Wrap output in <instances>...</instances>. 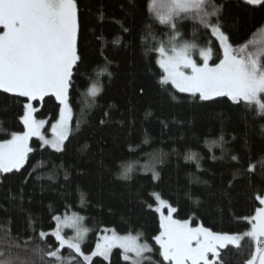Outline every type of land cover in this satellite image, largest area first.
Segmentation results:
<instances>
[{
  "label": "trees",
  "instance_id": "trees-1",
  "mask_svg": "<svg viewBox=\"0 0 264 264\" xmlns=\"http://www.w3.org/2000/svg\"><path fill=\"white\" fill-rule=\"evenodd\" d=\"M76 2L84 64L72 97V126L76 129L79 122V128L65 142L63 153L42 148L41 141L32 138L33 152L24 167L1 174L0 228L10 227L11 236L21 243L32 237L38 244L41 228L55 227L54 214L77 213L90 230L85 251L102 229L142 233L141 238L156 249L152 237L159 233V214L154 211L158 193L177 209L176 219L203 224L214 232L248 230L245 218L261 207L254 196H264V173L258 163L264 159V117L256 106L236 105L227 98L200 101L170 84L161 85L163 71L153 49L160 42L165 44L171 31L149 12L148 0ZM213 2L222 5L224 30L233 46L245 44L264 26V7L242 0ZM175 22L185 41L203 47L211 42L212 62H218L219 45L198 21L181 14ZM116 39L119 44L113 43ZM105 57L111 61L112 75L100 77L103 91L93 103L81 84L88 85L102 71ZM24 102L25 98L0 91V141L24 130L19 120ZM35 106L36 118L49 121L44 128L49 132L58 113L57 102L46 97ZM101 120L105 123L100 124ZM190 153L197 158L185 159ZM250 164H256L254 174L246 173ZM122 165L132 166L131 179L120 177ZM146 165L155 167L159 180L152 179ZM56 243L54 237L47 239L49 245ZM251 250L246 238L241 249L229 245L221 250L220 259L223 264H245ZM61 251L65 257L75 255L67 248ZM148 257L160 259L155 251ZM93 264L128 262L116 248L110 260L94 257Z\"/></svg>",
  "mask_w": 264,
  "mask_h": 264
},
{
  "label": "snow or ice",
  "instance_id": "snow-or-ice-1",
  "mask_svg": "<svg viewBox=\"0 0 264 264\" xmlns=\"http://www.w3.org/2000/svg\"><path fill=\"white\" fill-rule=\"evenodd\" d=\"M244 3L264 7V0H244ZM147 7L171 31L167 45L160 42L153 49L159 53L157 62L163 71L161 85L170 84L178 92L189 93L200 101L227 98L236 105L241 102L255 105L258 115L264 117V41L249 40L241 46H233L224 30L222 5L215 4L213 0H148ZM181 14L198 21L218 43L222 53L218 62L210 63L213 54L211 42L201 48L194 42L183 40L175 22ZM79 41L80 19L76 0H0V91L25 98L19 116L24 130L13 131L10 139L0 141V173L19 171L24 167L29 153L33 152L29 144L33 137L41 141L42 148L49 147L63 153L65 142L78 130L79 122L76 129L72 126V97L84 64ZM113 43L119 44L120 41L116 39ZM197 51L199 62L194 59ZM110 63L105 57L102 71L97 72L88 85L81 84L86 87L93 103L103 91L100 77L112 75L108 71ZM140 92L143 93V88ZM46 97L54 98L58 108L55 122L51 123V138L42 131L49 121L36 118L39 109L35 105L45 101ZM104 123V120L100 121V124ZM220 139L223 141V137ZM163 155L161 153L159 157L161 163ZM196 158L195 153L185 157L188 160ZM258 163L264 173V159ZM145 170L152 171L154 181L159 180L160 175L154 166L149 168L146 165ZM132 171L131 165H122L120 177L131 179ZM255 172L256 164H250L246 169L248 174ZM254 198L261 207L254 215L245 218L250 225L248 230L222 233L214 232L203 224L193 227L188 219L174 218L177 209L160 194H154V211L160 219L159 233L152 237L158 246L156 249L146 240L141 242L142 233L120 235L115 229H105L94 249L86 253L82 244L90 230L83 225L85 218L76 213L71 216L54 214L55 227L50 231L41 228L38 244L28 237L22 246L17 238L11 236L10 227L0 228V264H93V257L110 260L114 248L122 249V259L128 264H145V261L147 264H223L221 250L229 245L241 249L246 238L251 242L252 250L245 264H264V196L256 194ZM81 201H84L83 193ZM148 207L153 208V205ZM29 224H32L31 220ZM66 228L73 229L75 234L66 236ZM50 237L57 242L55 246L47 244ZM64 248L75 255L63 256L61 250ZM21 251H27L29 255L21 257ZM154 251L160 257L158 262L145 256Z\"/></svg>",
  "mask_w": 264,
  "mask_h": 264
},
{
  "label": "rangeland",
  "instance_id": "rangeland-1",
  "mask_svg": "<svg viewBox=\"0 0 264 264\" xmlns=\"http://www.w3.org/2000/svg\"><path fill=\"white\" fill-rule=\"evenodd\" d=\"M184 40V39H183ZM251 40H255V41H257V42H260V41H264V27H262L260 30H258V32H257V34L251 39ZM168 41H169V39L166 41V43H165V45H167V43H168ZM185 41V40H184ZM192 42H194L195 43V41H192ZM197 44V43H196ZM199 47H201V48H203V46H200V44H197ZM195 54H196V57H195V55H194V59H197V61L199 62L200 61V57H199V53H198V51L197 52H195ZM212 57H213V54H212ZM158 59H159V53H158ZM210 63H212V59H211V61H210ZM187 94H189V93H187ZM38 119V118H37ZM45 128V127H44ZM51 128V127H50ZM43 132H44V129L42 130ZM44 134H45V136H47L48 138H51V130L49 129V132H44ZM33 138H37V137H33ZM10 139V138H9ZM31 141V140H30ZM29 144H30V142H29ZM140 168H141V165H140ZM1 174L2 173H0V176H1ZM73 213H66V214H64V215H67V216H71ZM77 214V213H76ZM165 214H167V212H166V210H165ZM63 215V216H64ZM77 215H79V214H77ZM81 216V215H80ZM174 216V215H173ZM175 218V217H174ZM83 225H84V221H83ZM85 226V225H84ZM192 226L193 227H195V226H198V225H194V224H192ZM86 227V226H85ZM104 230L105 229H102L100 232H98L97 233V237H96V240H95V242H94V245L92 246V248L89 250V251H85L84 249H83V246H84V244H85V242H86V240H87V238H88V235H89V233H88V235H87V237L85 238V241H84V243L82 244V250L84 251V252H86V253H88V252H90L92 249H94V247H95V243L97 242V240H98V238L100 237V236H102L103 234H105L104 233ZM108 230H111V229H108ZM64 232H65V235L66 236H69V237H71V236H73L75 233H74V230L73 229H71V228H66L65 230H64ZM117 232V231H116ZM117 233H119V232H117ZM109 235H110V231H109V233H108ZM120 235H125V234H127V233H119ZM133 235H135L136 233H132ZM145 240H143L142 238H141V242H144ZM114 249H116V248H114ZM119 249V248H118ZM121 250V252H122V249H120ZM145 256L146 257H148V253H146L145 254ZM94 258V257H93Z\"/></svg>",
  "mask_w": 264,
  "mask_h": 264
},
{
  "label": "flooded vegetation",
  "instance_id": "flooded-vegetation-1",
  "mask_svg": "<svg viewBox=\"0 0 264 264\" xmlns=\"http://www.w3.org/2000/svg\"><path fill=\"white\" fill-rule=\"evenodd\" d=\"M249 6H252V5H249ZM254 7H258V5L257 6H254Z\"/></svg>",
  "mask_w": 264,
  "mask_h": 264
},
{
  "label": "water",
  "instance_id": "water-1",
  "mask_svg": "<svg viewBox=\"0 0 264 264\" xmlns=\"http://www.w3.org/2000/svg\"><path fill=\"white\" fill-rule=\"evenodd\" d=\"M244 2V0H242ZM257 6V5H256Z\"/></svg>",
  "mask_w": 264,
  "mask_h": 264
}]
</instances>
